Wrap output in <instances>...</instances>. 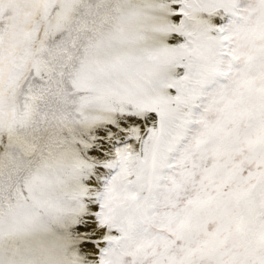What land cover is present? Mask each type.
I'll return each instance as SVG.
<instances>
[{
  "label": "snow or ice",
  "instance_id": "snow-or-ice-1",
  "mask_svg": "<svg viewBox=\"0 0 264 264\" xmlns=\"http://www.w3.org/2000/svg\"><path fill=\"white\" fill-rule=\"evenodd\" d=\"M0 264H264V0H0Z\"/></svg>",
  "mask_w": 264,
  "mask_h": 264
}]
</instances>
